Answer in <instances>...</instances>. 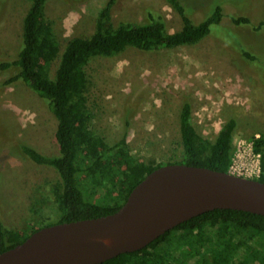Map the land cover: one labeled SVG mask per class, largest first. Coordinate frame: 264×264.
Wrapping results in <instances>:
<instances>
[{"label": "rangeland", "instance_id": "1", "mask_svg": "<svg viewBox=\"0 0 264 264\" xmlns=\"http://www.w3.org/2000/svg\"><path fill=\"white\" fill-rule=\"evenodd\" d=\"M107 1L47 2L45 13L54 22L61 48L70 37L95 31L96 17ZM182 1L195 22L203 20L213 2H227L226 14L195 45L158 52L128 48L115 57L91 59L86 66L87 96L94 130L109 144L128 130L126 140L133 153L146 161L167 162L182 155L179 117L188 100L194 126L210 141L228 119L237 121L232 172L258 178L260 157L252 140L264 133V29L256 32L251 25L236 26L231 15H246L257 24L264 19V0ZM29 6L28 0H0V60L16 57ZM149 7L162 13L168 32L181 29V16L167 0H117L111 22H143ZM238 42L260 56L259 61L241 59ZM58 60L51 67L52 76ZM14 73L0 72V81ZM56 127V118L27 85L16 82L0 87V215L9 228L33 225L38 203L47 217L55 216L47 191L60 179L58 172L31 161L19 146L59 155Z\"/></svg>", "mask_w": 264, "mask_h": 264}, {"label": "trees", "instance_id": "2", "mask_svg": "<svg viewBox=\"0 0 264 264\" xmlns=\"http://www.w3.org/2000/svg\"><path fill=\"white\" fill-rule=\"evenodd\" d=\"M23 19L21 44L16 57L0 60V72L15 73L0 81V87L21 82L31 88L56 118L55 136L59 155L48 156L23 144V154L36 164L53 167L60 179L51 184L47 198L55 216H46L41 203L34 211L36 222L28 227L9 228L0 215V253L24 242L39 229L112 214L149 173L166 164L181 163L230 172L237 121L228 119L216 139L201 136L192 122V106L186 100L179 125L182 155L167 162L146 161L133 153L126 136L109 144L93 127L89 106L86 66L94 57H115L128 48L158 52L195 45L219 26L225 17V2L212 3L200 22H195L182 0H167L181 16V29L170 33L165 17L146 8L143 22L122 20L112 24L117 0L100 9L95 31L70 37L63 48L54 32V22L45 7L52 0H28ZM234 25L264 29V19L253 24L246 15H231ZM240 46H239V45ZM241 59L256 63L257 55L237 43ZM57 61L54 76L51 67ZM260 155V176L264 182V133L253 137ZM44 205V204H43ZM100 264H264V215L234 209H215L182 222L143 249L122 253Z\"/></svg>", "mask_w": 264, "mask_h": 264}, {"label": "water", "instance_id": "3", "mask_svg": "<svg viewBox=\"0 0 264 264\" xmlns=\"http://www.w3.org/2000/svg\"><path fill=\"white\" fill-rule=\"evenodd\" d=\"M215 209L264 215V182L203 166L171 163L149 173L116 212L45 226L0 253V264H100L145 248Z\"/></svg>", "mask_w": 264, "mask_h": 264}, {"label": "built area", "instance_id": "4", "mask_svg": "<svg viewBox=\"0 0 264 264\" xmlns=\"http://www.w3.org/2000/svg\"><path fill=\"white\" fill-rule=\"evenodd\" d=\"M252 145H253V140H252ZM253 150H254V148H253ZM254 153H255V151H254ZM257 155L260 157L259 154H257ZM259 161H260V159H259ZM232 167H233V158H232V165H231V170H230L231 173H233V172H232ZM257 172H258V174L261 172V169H260V162H259V166L257 167ZM233 174H235V173H233ZM236 175H238V174H236ZM240 176H242V175H240ZM259 176H260V174H259Z\"/></svg>", "mask_w": 264, "mask_h": 264}]
</instances>
